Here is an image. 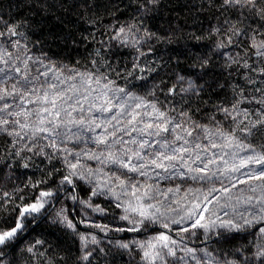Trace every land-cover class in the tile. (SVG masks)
Listing matches in <instances>:
<instances>
[{"label":"trees","instance_id":"16d2710c","mask_svg":"<svg viewBox=\"0 0 264 264\" xmlns=\"http://www.w3.org/2000/svg\"><path fill=\"white\" fill-rule=\"evenodd\" d=\"M32 2L0 0V15L9 23L28 21L18 29L24 37L11 39H20L21 45L31 50L30 55L46 54L45 63L79 71L99 67L115 87L156 104L169 116L183 122L181 113L186 112L196 124L220 123L223 130L235 123L226 119L218 106H229L234 102L233 89H242L250 102L240 104V108L252 113L249 120L257 118L262 106L251 98L264 99V75L259 72L264 68V58L255 55L251 44L252 37L256 42L264 39V20L247 9L222 8L220 0H159L158 5L148 6V11L139 7L146 0H39V7H30ZM120 27L125 32L118 35ZM237 29L240 35H235ZM148 33L155 35L149 39ZM245 62L251 67L246 68ZM248 79L253 82L248 83ZM170 88L175 89L171 95ZM249 140L259 151L264 136L257 132ZM49 144V140L32 141L0 133V226H10L18 215L15 209L33 203L41 191L53 193L46 199L50 204L67 187L61 184L69 173L66 152L61 145L52 148ZM71 148L78 147L70 144ZM73 181L71 193L77 194L81 205L90 203L94 209L97 204L104 209L97 217L102 224L122 220L124 214L116 212L111 203H97L92 188ZM67 215L65 211L63 217ZM63 217L55 211L38 224L27 223L24 234L7 250L4 264H138L132 243L141 233L107 236L81 226L80 217H67L75 225L69 228ZM151 226L145 222L140 231ZM83 234H94L97 241L90 243L93 247L88 261L80 259ZM214 235L211 232L208 236ZM259 237L258 231L235 232L214 239L209 246L226 259L236 258L237 249L252 256ZM122 243L129 248L120 247Z\"/></svg>","mask_w":264,"mask_h":264},{"label":"snow or ice","instance_id":"6c2138e0","mask_svg":"<svg viewBox=\"0 0 264 264\" xmlns=\"http://www.w3.org/2000/svg\"><path fill=\"white\" fill-rule=\"evenodd\" d=\"M158 4L159 0H146V3L140 4L139 7L148 11L149 5ZM29 6L39 7V0H33ZM220 6L247 9L250 14L264 20V0H220ZM27 23V20L9 23L0 15V133L20 139L28 137L32 141L49 140L48 146L52 148H58L59 145L72 140L77 143L81 141L86 144L91 143L97 147L103 145L104 147L98 152L91 150L73 152L66 147L61 149L67 153L65 164L70 170L68 175L63 177L61 184L74 186V177L89 182L96 180L97 190L92 192V196L104 195L106 194L104 189H106L107 193H110L117 202L115 206L123 208L125 215L121 216V219L132 225L127 228H116V231L139 232L146 221L160 223L163 228L170 229L171 224L179 225L185 220L193 221L192 228L208 230L209 225L201 222L205 219L204 213L210 212L208 204L213 203L208 199V195L212 192L229 193L231 188L236 187L237 184H248L250 192L255 193L259 190L261 195L244 198L243 203L248 206L244 212H238L233 207L235 218L221 220L219 227L228 232H241L246 226L251 227L254 223H264V143L259 145L258 151L257 145L249 140V137L255 136L257 132L264 136V99L251 98L262 107L257 110V118L249 120L252 113L240 108V104L250 102L249 98L243 96L242 89L237 92L234 88V102L229 106H218V110L224 113L225 118H231L236 125L235 129L227 132L220 128L212 131L205 125L196 124L186 112L181 113L184 118L182 122L174 116H169L167 112L161 111L156 104L145 102L143 99L132 96L125 89L115 87L113 81L108 78L107 74L102 73L99 67L94 70L79 71L74 67L68 68L65 65L45 63L48 57L43 53L40 56L30 55L31 50L27 45L22 46L20 39H11V37H24V33L18 29ZM124 32V27L118 29V35ZM153 35L155 34L148 33L149 39ZM235 35H240L239 29L236 30ZM229 43H231V37ZM5 45L16 49V52L9 51ZM251 47L256 49V56L264 58V39L256 42L252 37ZM95 63L93 61V64ZM204 63L207 64V61ZM244 66L251 67L247 62ZM259 72L264 75V68H260ZM9 81L12 82L10 85ZM252 82L248 79V83ZM256 91L259 92L260 89L257 88ZM174 92V88L168 90L170 95ZM96 101H101L99 106ZM25 104L35 105V107L26 109ZM93 112L100 113V116L92 115ZM105 113L110 115H104ZM240 116L243 119L238 120L237 117ZM211 119L215 120V117ZM97 128H102L103 133L86 136L87 133H94ZM73 129L76 130L73 131ZM237 131L242 136H237ZM118 133L123 135H117ZM132 133L137 135L133 137ZM166 134L174 135L170 138ZM125 135L131 139L124 140ZM145 135L161 138L154 142L156 148L150 153L145 152L144 149L153 148V143L143 139ZM201 136L209 141L207 145L200 143ZM178 141L182 143L178 144ZM129 144L137 147L133 149L127 146ZM116 145H123V147L116 149ZM211 149H217L219 154L212 152L209 156ZM224 149H229V151H224ZM240 153L245 154L240 155ZM16 154L19 155V152ZM68 156L73 159L69 160ZM83 160L97 161L101 165L112 166L111 174L104 172L103 168L94 171L83 163ZM218 160L221 163L218 164ZM24 167L28 165L25 164ZM178 167L185 168L186 171H178ZM157 169L160 171H156ZM242 169L246 171L241 172ZM100 173H104L102 184ZM235 173H240V176H235ZM136 175L147 179L155 177L159 180H171L177 176L180 179L187 178L193 181L219 180L222 187L220 189L210 188L208 194H202V199L201 196L189 190L184 199L191 194L193 203L185 210V216L176 219L170 217L171 212L177 211L171 207V203L179 202L172 201L165 206L166 193L146 181L141 183L135 178ZM225 180L229 182L228 187L223 186ZM179 191V188L167 189V192L173 195ZM4 195L8 194L4 193ZM52 195L50 191H41L39 198L33 203L15 209L18 215L10 226L0 227V264H4L5 250L10 248L13 241L26 229L27 223L37 218L34 214H39L44 209L47 203L44 198ZM158 197H164V199H158ZM72 198L76 199L75 196ZM213 199L219 208L229 207L227 200L224 204H220L219 197ZM230 199L229 196L228 200ZM202 203L203 207H201ZM237 203H240L239 198ZM87 206L92 207L90 203ZM93 210L104 212V209L98 206ZM210 214L216 215L214 211ZM224 214L228 215V212ZM30 216L32 221L28 220ZM135 217L140 219H135ZM216 218L220 219L219 216ZM63 219L69 228H75L67 216ZM4 223L8 224L7 221ZM211 223L215 225L214 221ZM91 226L102 231L107 230L106 225L92 224ZM181 231L188 232L189 228H182ZM258 232L264 236V226L259 227ZM80 239L84 242V248H87V236L81 235ZM37 243L41 242L37 241ZM92 243H97L95 236L92 237ZM176 244V240L161 232L152 240L140 243L139 247L144 250L142 258L148 261V264H156L158 260L162 264H167L166 257H175L177 261H185L187 264L186 256H191L196 264H202V258L196 257L194 249L185 248L183 249L185 255L177 257L176 248L173 247ZM120 247L127 249L129 244L122 243ZM32 250L31 247L28 249L29 252ZM200 251L206 258L203 259V264H257V262L264 264V245L259 246L252 256H245L240 249H237L236 258L223 262L217 260L205 249ZM91 256L92 251H84L80 259L88 261Z\"/></svg>","mask_w":264,"mask_h":264},{"label":"rangeland","instance_id":"374dc122","mask_svg":"<svg viewBox=\"0 0 264 264\" xmlns=\"http://www.w3.org/2000/svg\"><path fill=\"white\" fill-rule=\"evenodd\" d=\"M96 103H97V106H99L101 101H96ZM32 107H35V105L28 104L27 107H25V108L30 109ZM85 107H87V105H85ZM161 111H163V110L161 109ZM91 114L95 115V116H100V113H98V112H93ZM104 115H110V114L105 113ZM145 119L147 120L148 118L146 117ZM113 123H115V122H113ZM207 127L209 129H211L212 131H216L217 128L221 129V124L219 123V125H214V126L208 125ZM235 128H236V125L232 128L228 127L227 129H224V131L227 132V131H230V130L235 129ZM75 130L76 129H73V131H75ZM109 131H111V129H109ZM177 131H179V130H177ZM197 131H199V130H197ZM102 133H103V129L97 128L94 133H87L86 136L87 135L95 136L96 134H102ZM236 134H237V136H239L240 133L236 132ZM117 135H123V134L118 133ZM136 135H137L136 133H132L133 137H135ZM166 135H169L171 138V136L174 134H166ZM123 138L126 141L131 139V137L126 136V135ZM143 139H146L149 142L153 143V148H151V149L145 148L144 149L145 152L150 153L156 148V145L154 142L157 140H160L161 138L160 137H149V136L145 135L143 137ZM189 139H191V138H189ZM177 143L180 144V143H182V141H178ZM200 143L203 145H207L209 143V141L203 139V136H201ZM217 143H219L218 140H217ZM70 144L73 145L74 147H78V148L69 149L73 152H80L81 150H91V151H97L98 152L104 147L103 145L97 147L91 143L86 144L82 141L77 143L75 140H72V141H68L64 145H61V149H63L64 147L68 148V146ZM127 146L131 147L133 149H135L137 147L136 145H132V144H129ZM121 147H123V145H116L115 146L116 149H119ZM224 151H229V149H224ZM212 152H217L219 154L217 149H211V151L208 153V155L210 156ZM244 154L245 153H240V155H244ZM66 156H67V153H66ZM67 158L69 160L73 159L71 156H68ZM185 158L187 159V157H185ZM225 159H229V157H225ZM83 163L90 166L94 171L98 168H103L104 172L111 174L110 169L112 166L101 165L97 161H89V160H83ZM217 163L219 164L221 162L218 160ZM213 170H215V166H213ZM156 171H160V170L157 169ZM178 171L183 172V171H186V169L182 168V167H178ZM243 171H246V169L241 170V172H243ZM130 175H135V174H130ZM149 175L151 176L152 173L150 172ZM234 175L238 177V176H240V173H235ZM99 177H100V183L102 184L103 179H104V173H100ZM135 178L137 180H139L141 183H144L146 181L148 184H152L155 187H158L162 192H165L167 195V199H164V197H158V199H164L165 206H168L169 203L172 201H178L179 203H171V207L173 209H176L177 211L171 212L170 217H174L176 219H180L181 216H185L186 215L185 210L190 208L191 204L193 203V196L191 194L188 195L187 199H184L185 194L189 193V190H191V193H195L196 195L201 196V199H202V194H208L210 188L215 187L217 189H220L222 187L221 182L219 180H213V181H209V182L193 181V180H190L187 178L180 179L178 176L174 177L171 180H159L158 178H155V177L153 179H147L146 177H141L138 175H136ZM73 179H75L79 183L81 182V183L85 184L86 187H89L90 189L92 188L93 191L97 190L95 187V185L97 183L96 180H92L91 182H89L88 180H78L75 177ZM234 182L235 181H233V183ZM254 183H256V182H254ZM223 186L228 187L229 182L225 180ZM249 187H250V185H248V184H237L236 187L231 188V191L229 193L212 192L210 195H208V199L212 200L213 203L208 204V208H209L210 212L204 213L205 219L201 221L202 223L209 225L208 230L201 229V228H192L191 224L193 221L192 220H185L179 225L171 224L170 229L163 228L160 225V223H151L150 222L151 224H153V226H151V229L144 231V232H141V231H139V232H127V231L119 232V231H116L115 229L119 228V227L127 228V227H131L132 225H130L125 220H118L114 223H113V220H111L109 224H102L101 221L99 219H97V217H99L101 213L100 212L95 213V211L93 210L92 207H88L87 205H84V206L81 205L79 203V199H78L77 194L71 193V192H74L72 185H67L66 188H70V189L62 196L61 200L57 203V205L55 206V208L53 209L52 212L57 211V214L60 213L61 216L63 217L64 212L68 211L67 217L73 218V219H77L78 217H80L82 219V221H84L83 223H81V226H83L84 228H86L88 230L93 229L94 231H97L98 233L103 234V235H107V236L108 235L120 236L122 234H138V233H141L142 236H138V238H134L135 241L132 243V250L134 251V253H136L138 255L137 256L138 264H148V261H146L142 258L144 250L139 247V244L144 243L145 241L152 240L155 236L159 235L161 232L168 234L172 239L177 241V244L173 246L176 248V256L177 257L185 255V253L183 251V249H185V248L194 249L196 257L202 258V264H203V259H206V258L203 257V253L200 250L205 249L209 253H211L214 257H216L217 260L223 262V261L230 260L232 258H229V259L223 258L218 252H215L210 248L209 243L212 242L216 238L218 239V238L224 237L230 233H235V232H228L226 229L220 228L219 224H220L221 220H228V219H234L235 218V215L232 211L233 207H235L238 212H244V209L246 207H248L247 205H245L243 203L244 198H246L248 196L259 197L261 195V192L259 190L255 193L250 192ZM169 188H171V189L179 188L180 191L178 193H176L175 195H173V193L167 192V189H169ZM104 191L106 194L97 195V197H96L97 203H99L101 201L111 203L113 205V209L116 212H122L125 215L123 208H117L115 206V204L117 202L111 196V194L107 193L106 189H104ZM117 191H119V189H117ZM73 196L76 197L75 200L72 198ZM229 196L231 197L230 200H228ZM214 197L220 198V201H219L220 204H224L227 200L229 207L226 209L219 208V206L216 204V201L213 199ZM48 198L49 197H46L44 199H48ZM238 198L240 199V203H237ZM55 199L52 200L50 202V204L46 203L44 209L41 210V213L34 214L37 216V218L34 220L35 221L34 224H36L39 221V219L43 216V214H45V212L51 207V205L53 204ZM96 206H98L100 208V206L97 204L94 206V208ZM201 207H203V203L201 204ZM61 210H63V212ZM212 211H214L216 213V215H211L210 213ZM225 212H228V215H225L224 214ZM217 216H219L220 219H217L216 218ZM135 219H140V218L135 217ZM28 220L32 221V217L30 216L28 218ZM34 221H32L30 223L32 224ZM212 221L215 222L214 226L211 223ZM92 224L106 225L107 230L102 231L99 228L92 227L91 226ZM261 226H264V223H254L251 227L246 226L245 229L241 232H242V234H249L253 231H258V228ZM0 227H3V226H0ZM185 227L189 228L188 232L181 231V229L185 228ZM25 230L18 237L23 235ZM211 232H215V235L213 236V238H210L208 236ZM221 233L223 235H220ZM83 235L87 236V248H84V245H83L84 242H83V244H82L83 247L81 250L82 254L84 253V251H92L93 245H91L90 243L92 242V237L95 236L94 234H83ZM259 235H260V237L257 239L256 245H255V247H257V248L259 246H261L259 244L260 243L259 240H261V238H264V236H262L258 232V236ZM17 238L13 241L12 245L15 244V241L17 240ZM95 238H96V236H95ZM261 241H264V239H262ZM8 249L9 248H7L5 250L4 257L6 255ZM254 253H255V251L252 254H254ZM185 260L187 261V264H196V261L193 260L191 258V256H186ZM166 261H167V264H185V261H177L175 257H166ZM156 264H162V262L158 260L156 262Z\"/></svg>","mask_w":264,"mask_h":264},{"label":"water","instance_id":"95a60500","mask_svg":"<svg viewBox=\"0 0 264 264\" xmlns=\"http://www.w3.org/2000/svg\"><path fill=\"white\" fill-rule=\"evenodd\" d=\"M70 188H66L65 190H63V192L58 195V197L55 199V201L53 202V204L51 205V207L45 212V214H43V216L39 219V221L37 222L40 223L41 221H43L55 208V206L57 205V203L61 200L62 196L69 190Z\"/></svg>","mask_w":264,"mask_h":264}]
</instances>
